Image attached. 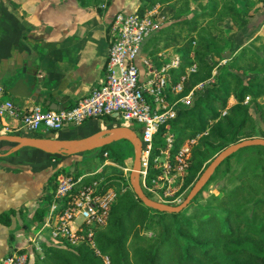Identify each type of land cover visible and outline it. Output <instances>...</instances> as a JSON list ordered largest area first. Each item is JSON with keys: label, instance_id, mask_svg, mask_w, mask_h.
I'll use <instances>...</instances> for the list:
<instances>
[{"label": "built area", "instance_id": "2783aa9c", "mask_svg": "<svg viewBox=\"0 0 264 264\" xmlns=\"http://www.w3.org/2000/svg\"><path fill=\"white\" fill-rule=\"evenodd\" d=\"M157 29L159 22L152 11L140 13L136 8L115 11L108 23L110 44L104 64V76L98 85L77 98L70 106L61 109H52L40 103L18 107L12 99L6 98L0 101V115L16 117L20 122L19 129H46L53 132H58L67 125L82 124L91 118H102L111 125H127L133 129L138 124L141 126L139 175L142 188L146 187L144 181L157 182L171 170L183 174L188 166L190 144L200 134L207 133V130L185 138L172 162H156L153 167L159 164V168H155L158 171L153 169L155 176L151 178H148L151 174L148 171L149 156L152 152L156 157L160 154L170 156L176 142L173 120L179 112L178 102L181 101V105L189 104L194 88L201 87L212 78L200 81L186 93H181L182 82L187 74H181L177 81H172L173 70L181 65L178 53L159 64L152 56L142 55L144 40ZM195 69L196 63H192L185 71L188 73ZM3 92L4 86L0 82V94ZM226 112L227 108H224L222 113ZM5 129V125L0 126V133ZM157 135L163 143L153 150ZM103 153L107 155L108 151ZM73 169H59L53 173L52 184L50 183L45 195L43 218L39 220L41 225L38 232L47 231L50 242L60 245L84 242L99 253L96 234L106 225L118 194L130 184L129 175L121 174L117 183L120 185L117 186L104 183L105 178H99L95 174L97 169L86 172H75ZM163 191L166 192L167 189L161 188L157 195L160 196ZM34 239L39 242L36 236ZM37 247L40 248L39 243ZM27 258L26 251L15 248L0 259V264H26ZM103 258L109 264L108 257L104 255Z\"/></svg>", "mask_w": 264, "mask_h": 264}, {"label": "trees", "instance_id": "16d2710c", "mask_svg": "<svg viewBox=\"0 0 264 264\" xmlns=\"http://www.w3.org/2000/svg\"><path fill=\"white\" fill-rule=\"evenodd\" d=\"M110 1L111 0H108L106 5H109ZM168 1L170 0H141L140 5H138L136 10L140 13H145V10L151 9L156 3ZM82 2L90 3L86 0H82ZM254 2L255 5L252 6V11L258 9L259 5L264 6V0H245L243 10L237 9L234 4L231 3L226 6L224 5L220 11L230 15L234 22H236L234 18H242L243 21L237 23L238 26H241L246 23L247 19L245 16L249 15V13L245 11L246 6H249L250 3ZM97 3L98 2L96 1V3L94 2L90 4L97 6ZM97 9L102 10L100 7H97ZM216 12L217 11L214 8L209 11L195 12L191 19H179V21L172 22L163 28L165 31L172 30L176 26L188 28L189 37L184 41L183 47L180 48L181 52L178 53L181 56V65L172 72L175 81L181 74L186 73L185 68L187 66L196 63L195 71H191L187 74L184 92L197 82L206 80L212 74L211 68L213 64L206 56V51L209 46L215 44L213 40L214 38L198 32L195 25L198 19L212 17ZM149 36L147 38H149ZM263 37L264 34L262 33L255 35V37H253L248 43L241 46L240 49L232 55L230 62L224 65L228 69L222 73L217 72L212 74L214 79L209 83L210 85L204 83L201 87L202 90L208 87L210 90L222 89L220 97L217 98L205 94V99L209 104H215V101L217 100V104H215L212 110H206L199 100H195L192 106L182 108L179 111L173 120V126H176L179 121H183V124L178 125L180 128V135L176 136V141H181L186 135L193 134L195 131L202 128L204 121L197 120L196 122H192L193 112L198 111L200 114L198 116L199 118H204V116L214 117L217 115L220 108L226 104L229 96H233L234 103L231 104L232 106H230L227 114L214 120L210 127L209 135L201 140L200 145L209 140L217 141L221 146H225L231 142L237 141V139H240L241 137L252 136L254 131V115L250 111V105L244 100L246 96H249L250 100L255 102L257 106H261L259 105L258 98L260 96L264 97V73H256L252 76H242L243 74L239 71L241 69L244 71L246 70L245 67H251L252 63L255 65L257 62H259L261 67H264V51L260 49L261 52H258L255 50L256 48H254H258L259 43H256V41L262 40ZM195 38L198 42L196 46L192 48L191 44L193 41L194 43L196 42ZM146 39L143 42L142 50L144 49ZM168 45L169 44L167 43L164 44V46ZM158 51L159 50L157 49L150 50L147 55L153 56ZM156 63L159 64L157 61ZM235 65L238 70L233 68ZM184 117L185 119L182 120ZM260 131L264 135V127L261 128ZM162 143L160 136L157 135L154 144ZM110 147L111 144H106L100 148L101 151H108V148ZM258 147L261 146L250 145L240 148V150L250 151L247 155L248 162L243 165L244 170L249 165L264 161L263 154L257 150ZM110 150L112 154L117 153L114 149ZM200 151V149H195L193 152V163L196 168H199L203 161L200 156ZM51 155L60 156L61 154ZM121 177V174H110L105 177L104 183L117 184L119 183L118 179ZM50 183L52 184L51 180L49 184ZM239 190L240 186H235L224 192L223 196L219 198L218 204L227 210L223 219L217 215L216 212L212 211L211 214L202 220V233L199 232V234H202L203 237L201 238H203V240L207 239V237H210L212 240V244L207 243L206 240L200 242L202 244V250L200 252L202 260L188 255L183 251L181 236L174 223L175 216L180 214L182 210L179 212H168L147 207L138 197L135 196L134 192L129 187L118 194L110 209L106 225L96 234L95 238L99 253L84 242L75 245H60L43 240L41 241L43 255L39 257V263L106 264L103 258L104 255H106L109 259V264H221L214 262L216 260V253L212 251L217 248V245H219L221 250L224 248L225 250L223 251L227 252L226 254H232L229 258H234L236 255L249 256L252 261L251 264L261 262L262 259L264 260L262 251H249L247 248H244L247 245L243 242H253L250 240L251 237L245 235L246 231L249 234L257 235V239L258 236H261L264 230V225L259 227L255 226L256 220L260 217L261 211H263L264 199H257L255 201V208L254 212L251 214V220L243 230L242 227L246 215L244 213V208L236 203ZM12 212H14V209L1 212L0 221L3 223H9L10 214ZM33 218L34 220L42 219L43 209L38 208L34 212ZM143 225L152 229L154 234L146 235L141 233L140 227ZM235 237H238L237 243L234 240ZM257 240L261 245H264L263 240L260 237ZM231 241L236 245H239V247L230 244ZM220 249H217V251H221ZM225 264L250 263L229 261Z\"/></svg>", "mask_w": 264, "mask_h": 264}, {"label": "rangeland", "instance_id": "374dc122", "mask_svg": "<svg viewBox=\"0 0 264 264\" xmlns=\"http://www.w3.org/2000/svg\"><path fill=\"white\" fill-rule=\"evenodd\" d=\"M86 1L90 3H94V2L96 3L97 1L98 2L97 6L96 5L94 6L100 7L101 9H106L108 11L107 9L108 5H106L108 0H86ZM112 1L114 0H111L110 4L112 3ZM244 1L245 0H170L168 2L156 3L151 9L145 10V12L152 11L153 16L159 22V29L153 31L152 32L153 34L151 33L149 38L146 39L144 43V49L142 50V55L147 56L150 50L157 49L159 51H162V55H159L157 52L155 55L152 56L154 60L160 63L162 60L169 58L173 54L180 53L181 52L180 48L183 47L184 41L189 37L188 28H181L176 26L169 31H165L163 30V28H165L167 25L171 24L172 22L179 21V19H185V18L191 19L195 12H201L206 10L209 11L214 8L217 11L215 15H213L212 17H204L198 19L195 26L198 32L202 34H206L211 38H214L213 40L215 44L209 46L208 50L206 51V56L209 58V61L213 64L211 68V73L212 74L217 72L222 73L223 71L228 69L224 65L229 63L232 55L238 49H240L237 46L243 45L244 43L250 41L253 37H255V35L260 34L258 33L259 31L261 30L264 31V6L259 5V8L260 7L263 8H260L259 10L256 9L253 11L251 10L252 6L255 5L256 1L254 3H250L249 6H246L245 11L249 13V15L245 16V18L247 19L246 23L241 26H238L237 23H241L240 21H243L242 18L239 19L234 18L236 21L234 22L233 19L230 17V15L220 11V9L224 5L226 6L231 3L234 4V6L237 9L243 10ZM140 2L141 0H126L124 5L120 4V6L115 9V11L132 10L134 8H137L138 5H140ZM195 41H196L195 43L193 41V43L191 44L192 48L196 46L198 42L196 38ZM165 43L169 45L164 46ZM256 43H259L258 45L259 49L257 47H254L256 48L255 50L258 52H261V50L264 51V37L262 38V40L256 41ZM233 68L238 70L236 65ZM245 68L246 70L243 71V69H241L239 71L241 74H243L242 76H246V75L252 76L256 73H264V67H261L259 65V62H257V64L255 65H253L252 63L251 67H245ZM212 74L210 76L212 79L210 81H207L206 84H209L213 81L214 78ZM172 81H174L173 74H172ZM185 82L186 79L182 82L183 89L181 93H186L189 89L195 86L194 84L187 91L184 92ZM201 87L194 88V93L189 104L181 105L182 104L181 101L178 102V104L180 105L178 107L179 111L182 108L192 106L195 100H199L201 105L204 106L206 110L213 109L215 104H217L216 102L217 100L215 101V104H209L205 99V94L217 98L220 97L222 89L210 90L208 87L202 90ZM174 97L176 98L177 95H175ZM244 101L248 102V104L250 105V111L254 115L253 116L254 131L252 136L264 137V135L260 131L261 128L264 127V97L260 96L258 98L259 105L261 106H257L255 102L250 100L249 96H246ZM233 103H234L233 96H229L227 98L226 104L222 108H220L217 115L214 117L202 115L204 116V118H199L198 116L200 114L198 113V111L193 112L192 122H196L197 120H202L204 121V124L201 129L195 131L193 134H189L188 136L187 135L186 136L190 137L195 135V133L197 132H203L206 130L207 133L200 134L196 138V141L193 144H190V153L187 157L188 166L185 168L183 174H178L177 170H171L167 176H164V178L159 179V181L157 182H151V180L144 181L146 186L144 187V190L150 197L155 199L161 198L159 200L164 199L162 201H167L172 204H176L180 202L185 197V195L188 193L189 189L191 188L192 184L194 183V181L196 180V178L198 177L204 166L214 157L215 154H217V152H219L224 147L221 146V144L218 143L217 141L207 140V142L203 143L202 145H200V142L202 139H204L206 136L209 135V130L214 120H216L220 116H223L224 114H227L230 106H232L231 104ZM224 108H227V112L223 114L222 110ZM183 119H185V117L182 118V120ZM104 121L106 125L101 128L113 126L110 124V122H108V120H104ZM179 124H183V121H179V123H177L176 126H174L176 136L180 135V128L178 127ZM80 125L81 124L67 125L58 132H53L46 129L30 130L27 128L24 129L22 128L20 131L22 134L56 136V137H66V138L80 137L95 131L94 127L96 126L91 125L87 129H84L81 128ZM134 129L136 133L140 135L141 126L136 124L134 125ZM3 132H8V131H3ZM186 136L183 138L184 140L185 138H187ZM241 138H245V137H241ZM183 139L181 141L177 140L175 142L174 148L170 152L171 153L170 156H166L165 154H160L158 157H156L154 152H152V154L149 156L150 164L148 165V171L151 172V174L148 176V178L155 176L154 170L158 171L155 168H159V164H162L163 162L168 160L172 162V158H174L175 154H177L179 151L181 142L184 141ZM110 144L111 147L108 148L109 152L107 155H104L103 152L105 150L101 151V148L75 153L73 155L71 154L65 157L66 162L63 166H61L60 169H62L63 171H68L69 169L74 168L73 170H75V172L95 171L97 169V173L95 174L99 178H105L110 174L129 175V172L132 167L133 154H134L132 143L127 139H119L111 142ZM160 145L162 144H154L153 150H155ZM259 146L261 147H258L257 150H259L264 156V146L263 145H259ZM110 149H114V151L117 153L112 154V152H110L111 151ZM195 149L201 150L200 156L203 161L199 168H196V166L193 163V152ZM40 152L43 151L40 150ZM249 152L246 150L238 149L237 151L229 155L224 161H222L218 169L212 175L209 182H207V184L203 186V188L191 200V202L185 208L182 209L181 213L175 216L174 223L181 236L183 251H185L188 255L194 256L195 258L202 260V257L200 255V252L202 250L201 249L202 244L200 242L206 240L207 243L212 244L211 243L212 240L210 237H207V239L203 240V238H201L203 236L202 234H199V232L202 233L201 231L202 230L201 224L203 223L202 220L206 218L209 214H211L212 211L216 212L217 215H219L223 219L227 210L218 204V200L223 196L224 192H226L231 188H234L235 186L238 185L240 186L236 203L245 210L244 213L246 215V218L244 220L245 224L243 223V227H242L243 230L245 229L247 223L250 222L251 220V214L254 212V208H255L254 205L255 201L257 199H264V161L249 165L244 170L243 165L246 162H248L247 155ZM46 155H49V153L46 152ZM156 162H158L159 164L156 167H153ZM50 180L51 179L49 178V182ZM49 182L47 181L48 185ZM114 184L117 186L120 185L116 183ZM129 187L130 184L127 186V188ZM161 188L162 189L166 188L167 191L161 192L160 196H158L157 193L161 190ZM262 209L263 211H261L260 217L256 220L255 223L256 227L264 225V208ZM28 228H31L29 224H28ZM140 231L141 233L146 235L154 234V231L152 229L147 228V226L145 225L140 227ZM34 232H36L35 229L31 228L30 236H32ZM45 234H47V231L45 232ZM245 235L247 237H251L250 240H252L253 242L252 243L243 242L247 245L244 248H247L249 251L252 250H254L255 252L262 251V254L264 256V245H261V243L257 240L260 237L263 240V244H264V230L261 236H258L257 239H256L257 235L249 234L247 231ZM234 240L237 243L238 237L237 238L235 237ZM30 244H32L30 245L32 246V249H31V253L30 254L28 253L26 264H40L39 257L43 255V251L42 249L40 250L39 248H35L33 245L34 243L32 241ZM230 244L236 245L232 241L230 242ZM236 247H239V245H236ZM217 249H220L219 245H217V248L212 251L216 253L215 254L216 260L214 262H218L221 264L223 263L225 264L226 262L228 263L229 261L249 262L250 264L252 262L249 256L236 255L234 258H229L231 257L232 254L231 255L226 254L227 252L223 251L225 250L224 248L223 250L220 249L221 251H217ZM168 264H172V263H168ZM255 264H264V260L262 259L261 262Z\"/></svg>", "mask_w": 264, "mask_h": 264}, {"label": "crops", "instance_id": "0c3cea01", "mask_svg": "<svg viewBox=\"0 0 264 264\" xmlns=\"http://www.w3.org/2000/svg\"><path fill=\"white\" fill-rule=\"evenodd\" d=\"M125 1H112L107 11L82 0H0V82L4 86L0 101L10 98L18 107L34 103L47 106L7 90L6 86L13 87L20 76L32 79L34 70L43 91L67 79L56 99L61 104H72L98 85L104 76L110 44L108 23ZM158 54L162 55V51ZM19 124L16 117L0 115V126L5 125V131L22 134ZM91 125L98 130L106 124L102 118H91L80 126L87 129ZM12 145L13 142L0 140V213L14 209L9 223L0 221V259L15 248L30 254L31 241L35 248H39V243L40 250L41 241H49L44 231L38 232L41 220H34L33 214L38 208L44 209L50 185L46 182L69 156L46 155L43 150L28 146L5 153ZM28 224L37 232L33 238Z\"/></svg>", "mask_w": 264, "mask_h": 264}, {"label": "water", "instance_id": "95a60500", "mask_svg": "<svg viewBox=\"0 0 264 264\" xmlns=\"http://www.w3.org/2000/svg\"><path fill=\"white\" fill-rule=\"evenodd\" d=\"M25 68L26 66L24 65L23 72H25ZM36 73L37 70H34L31 73L33 75L30 80L26 75L18 77L13 87L6 86L8 92L13 95L18 94L21 96H27L32 100L40 101L52 109L66 108L71 105L70 101L61 104L56 100L58 94L66 87V78L53 89L43 91L39 86L40 79L36 76ZM119 139H127L133 145L134 154L132 167L129 173V183L135 196L138 197L147 207L168 212H179L185 208L208 182L221 162L233 152L248 145L264 146L263 136L241 138L224 146L202 169L185 197L180 202L171 204L150 197L142 188L139 175L142 153L141 141L139 135L130 126L113 125L100 128L84 136L70 138L17 134L11 132L0 133V140L13 142V145L10 146L5 153H11L21 147L28 146L38 148L50 154L71 155L100 148ZM0 154L2 153L0 152Z\"/></svg>", "mask_w": 264, "mask_h": 264}]
</instances>
